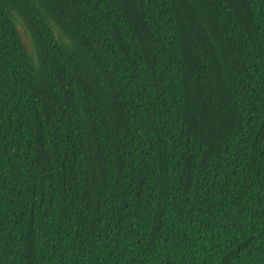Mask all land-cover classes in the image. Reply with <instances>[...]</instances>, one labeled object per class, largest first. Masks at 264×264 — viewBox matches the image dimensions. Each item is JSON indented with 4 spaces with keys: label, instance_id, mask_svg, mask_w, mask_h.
Returning <instances> with one entry per match:
<instances>
[{
    "label": "trees",
    "instance_id": "1",
    "mask_svg": "<svg viewBox=\"0 0 264 264\" xmlns=\"http://www.w3.org/2000/svg\"><path fill=\"white\" fill-rule=\"evenodd\" d=\"M0 264H264V0H0Z\"/></svg>",
    "mask_w": 264,
    "mask_h": 264
},
{
    "label": "water",
    "instance_id": "2",
    "mask_svg": "<svg viewBox=\"0 0 264 264\" xmlns=\"http://www.w3.org/2000/svg\"><path fill=\"white\" fill-rule=\"evenodd\" d=\"M20 33H21L22 39H23V41L25 43V46L27 47L28 51H31V47L29 45V41H28L27 37L25 36L22 28H20Z\"/></svg>",
    "mask_w": 264,
    "mask_h": 264
}]
</instances>
